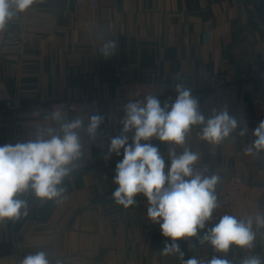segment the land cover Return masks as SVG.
<instances>
[{"label":"crops","instance_id":"obj_1","mask_svg":"<svg viewBox=\"0 0 264 264\" xmlns=\"http://www.w3.org/2000/svg\"><path fill=\"white\" fill-rule=\"evenodd\" d=\"M112 11L113 29L104 33L99 10L89 0H48L46 7L57 17V25L42 38L25 42L22 47H5L0 54V79L3 90L18 107L6 110L0 118V145L34 138L52 128L49 102L56 98L99 100L105 122L104 134L89 143L79 170L65 182L62 203L41 202L28 195V215L16 220L19 261L26 255L46 251L52 264H180L178 256H164L161 249L169 238L158 224L147 219L143 195L128 209L115 205L112 193L118 161L105 160L108 137L121 131L123 113L114 100L119 73L126 80H140L147 69L159 68L161 82L169 93L161 97L174 100L175 85L191 90L199 110L210 118L227 108L230 115L247 124L220 144L200 139L203 125L193 126L186 145L200 156L196 168L207 175L242 174L249 182L264 187V152L246 155L255 137L252 130L264 120L254 99L262 92L258 70L264 66V0H100ZM64 15V16H63ZM22 27V26H21ZM21 29V28H20ZM108 40L118 48L109 59L100 49ZM160 47L164 56L160 59ZM18 55L16 66L7 57ZM226 73L229 82L211 88L209 78ZM179 77L178 79L176 77ZM254 81V85L250 84ZM30 93L27 96V93ZM209 97L210 101L204 104ZM0 95V108H5ZM87 116L86 114H84ZM87 120L85 119V124ZM131 143V133L129 134ZM100 141L103 147L98 146ZM167 166V145L158 140ZM177 153L183 147L173 146ZM242 151L240 157L236 156ZM264 209V195H263ZM213 226L211 220L198 237L178 241L185 259L195 256L209 260L222 256L231 264L249 254L264 259V228L256 231L251 250L232 246L228 253H216L199 236ZM6 238L0 241V264H18L11 241V220Z\"/></svg>","mask_w":264,"mask_h":264},{"label":"clouds","instance_id":"obj_2","mask_svg":"<svg viewBox=\"0 0 264 264\" xmlns=\"http://www.w3.org/2000/svg\"><path fill=\"white\" fill-rule=\"evenodd\" d=\"M37 0H0V32L18 13L27 11ZM116 40H108L100 49L104 59L117 51ZM179 78L178 76L176 77ZM174 100L161 101L159 96L147 94L142 100H130L124 106L121 131L108 137L110 144L104 155L107 161L113 155L118 161L113 178L116 187L112 193L115 205L128 209L143 195L147 201V219L158 224L165 241L161 254L178 256L180 264H231L218 255L209 260L195 256L185 259L178 241L198 237L206 222L220 207L216 186L218 174L206 175V169L198 170L200 160L197 152L186 145V137L193 126L203 125L200 139L210 144H220L240 128L241 121L230 115L227 108L210 118L199 110L200 105L190 89L175 85ZM52 128H45L34 138L14 144L0 145V224L16 221L28 215V200L31 195L41 202L62 203L66 199L65 182L81 167L89 149V143L97 142L104 134L100 131L105 117L99 111L85 116L77 113L70 117L68 110L55 107L50 117ZM85 119L87 123L85 124ZM248 131L247 124L240 128L239 135ZM131 133V143L129 142ZM255 139L245 149L246 155L264 152V120L252 130ZM155 139L168 148L170 164L167 166ZM103 147V142L98 145ZM173 146L183 147L177 153ZM256 228H264V213L255 217H237L223 214L211 228L199 236V243L209 244L214 252L226 254L232 246L251 250L256 239ZM18 264H52L49 253L37 251L26 255ZM240 264H264L258 255L249 254Z\"/></svg>","mask_w":264,"mask_h":264},{"label":"built area","instance_id":"obj_3","mask_svg":"<svg viewBox=\"0 0 264 264\" xmlns=\"http://www.w3.org/2000/svg\"><path fill=\"white\" fill-rule=\"evenodd\" d=\"M48 0H37L27 11L18 13L8 23L5 30L0 32V54L7 46L22 47L25 42H31L36 38H42L57 25V17L46 7ZM92 8L98 9L100 14V25L104 33H110L113 29L112 11L108 6L100 3V0H89ZM64 16V15H63ZM22 26V27H21ZM21 28V29H20ZM164 48L160 47V59L163 58ZM8 62L16 66L21 59L18 55L7 57ZM258 70V80L262 86L261 94L254 99L261 111V117L264 119V66L256 68ZM117 84V94L114 98L118 109L124 114V106L130 100H142L147 94H154L163 97L169 93L168 89L160 80L159 68L147 69L143 72V78L140 80H126L122 73H119ZM229 82L226 73L219 76L210 77L209 85L211 88L221 87ZM254 85V81H250ZM4 84L0 79V91L3 90ZM4 96L5 108H0V118L5 114L6 110L16 109L17 101L5 93L0 92ZM30 93H27L29 96ZM210 98L204 100L207 104ZM49 109L52 111L55 107L61 106L68 110L70 117L75 116L78 112L86 115H91L94 111L100 112L99 100L96 98L82 99H64L56 98L49 102ZM155 140V139H154ZM242 151L238 150L236 156L240 157ZM111 160H117V156L113 155ZM205 170L204 167L197 168ZM206 174V173H205ZM207 175V174H206ZM220 182L216 186V195L220 207L213 213V218L210 219L213 225L218 222V219L223 214H232L237 217L246 218L248 216L255 217L258 212L264 213L263 195L264 187L245 179L242 174L231 173L229 175L220 176ZM10 221L0 224V241L5 239L6 233L9 230ZM254 224V230H260Z\"/></svg>","mask_w":264,"mask_h":264},{"label":"water","instance_id":"obj_4","mask_svg":"<svg viewBox=\"0 0 264 264\" xmlns=\"http://www.w3.org/2000/svg\"><path fill=\"white\" fill-rule=\"evenodd\" d=\"M15 225H16V221H11V241L13 243L15 253H16L15 258L17 261H19V257H18V241H19V238L15 234Z\"/></svg>","mask_w":264,"mask_h":264}]
</instances>
